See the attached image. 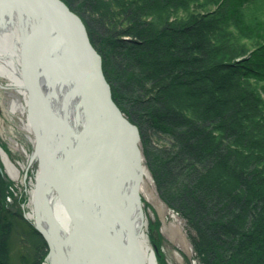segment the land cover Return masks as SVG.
Segmentation results:
<instances>
[{"label":"trees","instance_id":"obj_1","mask_svg":"<svg viewBox=\"0 0 264 264\" xmlns=\"http://www.w3.org/2000/svg\"><path fill=\"white\" fill-rule=\"evenodd\" d=\"M64 1L85 15L86 3L77 8ZM134 1L147 9L144 21L159 13L164 22L135 33L146 43L144 76L138 89H132V76L130 88L114 87V99L138 117L143 136L152 127L179 138L178 160L152 171L164 199L194 228L200 264H264V96L255 83L264 82V8L254 17L247 15L251 0H223L215 10L194 14L196 0ZM185 10L175 22L168 18L169 11ZM98 22L90 20L88 29L97 49H105L111 80L123 66L116 52L123 45L112 41L116 26L99 40ZM131 49L134 58L142 57ZM10 184L0 165V264H43L48 243L21 201L7 202Z\"/></svg>","mask_w":264,"mask_h":264},{"label":"bare ground","instance_id":"obj_2","mask_svg":"<svg viewBox=\"0 0 264 264\" xmlns=\"http://www.w3.org/2000/svg\"><path fill=\"white\" fill-rule=\"evenodd\" d=\"M51 8L37 0H0V74L18 87L10 107L28 113L24 123L35 147V125L45 144L42 164L35 152L46 173L40 167L28 215L35 224L30 222L45 231L57 264H162L146 231L142 187L150 172L138 130L120 128L89 78L107 90L101 56L92 53L89 74L74 19Z\"/></svg>","mask_w":264,"mask_h":264},{"label":"rangeland","instance_id":"obj_3","mask_svg":"<svg viewBox=\"0 0 264 264\" xmlns=\"http://www.w3.org/2000/svg\"><path fill=\"white\" fill-rule=\"evenodd\" d=\"M61 1L64 2L71 11L79 15L84 22L91 43L102 58V68L106 80L110 85L113 99L114 87L116 90L120 89L119 85L122 87L123 83L125 88H130V76L135 77V80L132 81V89H138L139 76H144V71L146 69L144 67L146 57L143 56L145 54H143V52L146 49V43H144V39L141 38V36H136L135 33H139L138 29L143 30L145 26L148 27V25H153L150 23L152 21L162 25L164 22V15H160L159 13L157 15H149L145 17L144 21L142 16L147 14V9L142 8L141 4H138V2L134 0H72L75 7L82 4L85 5L86 3L85 15L82 16L77 13V11H74L64 0ZM220 1L223 3V0H209L206 3L205 0H196L191 7V13L195 14V12H200L201 9L215 10L221 5L219 4ZM203 4L204 7H202ZM263 8L264 0H251L247 5V15L254 17L260 16L258 11ZM97 9L100 12H97ZM138 9L140 10L139 12L137 11ZM141 12L143 13L141 14ZM262 13L260 17H263L264 12L262 11ZM187 14V10L173 15L169 11L168 18L170 17V20L174 21L177 15L182 16ZM138 15L140 18H138ZM135 18H137V20H135ZM98 19L99 34L97 36L99 40L105 42L112 29H114V26H116L117 30L112 34V36H114L112 41L123 45L117 48L116 51L118 53L117 58L122 60L121 63H123V66H121V68H116L117 70H113L110 75L111 80L106 76V71L110 72V69L108 67L106 70L104 66L103 54L106 53L104 51L105 49H103L102 53L97 49L88 29V26L90 27V20L91 22L94 21L96 24V20ZM159 24L156 26L158 29L160 26ZM231 29L236 31L235 26L234 28L231 27ZM131 47H134L137 52L142 53V57L139 59L134 58L135 54L133 55L131 53ZM255 83L264 96V82L259 84L257 82ZM145 86L148 89L152 88L151 83L145 84ZM16 88L18 87L12 85L7 78L0 74V165L3 174L11 181L7 202L12 204L16 200L21 201L26 218L35 224V219L28 215L33 210L31 203L33 197L32 192L36 185L40 165L38 157L35 155V135L25 127L24 123V121L29 119L28 113L22 114L21 112H15L10 107L12 92H15ZM162 95H165V92H162L161 96ZM114 101L119 106L124 116L129 120L130 124L137 128L139 133V145L143 154V163L147 165L150 172V178L146 179L142 187L144 209L147 219L146 231L151 239L150 244L160 253L163 264H200V260L197 257L191 239L192 234H194V228L164 199L159 189L161 186L158 184L159 182L156 180L157 178L152 171V167H154L153 170L155 169L158 171V168H164L166 163L174 164L172 163V159L176 158V161L178 160L177 157L181 155L182 150L179 138L163 133L152 127L145 129L143 136V132L138 123V117H129V107L123 103L122 109L115 99ZM168 106L170 107V104ZM183 113L187 114V111L183 110ZM188 115L186 116L189 119H192L198 126L200 125V121L197 120V118ZM209 133L211 134L212 132ZM194 136L196 141L200 137L197 133ZM192 142L197 145L194 139H192ZM5 158L9 160L10 164L14 167L12 172L7 168ZM154 243H156L157 246H155ZM48 258V255H46L43 264H48Z\"/></svg>","mask_w":264,"mask_h":264},{"label":"water","instance_id":"obj_4","mask_svg":"<svg viewBox=\"0 0 264 264\" xmlns=\"http://www.w3.org/2000/svg\"><path fill=\"white\" fill-rule=\"evenodd\" d=\"M37 3H38V5H41V7L43 9H46V10H47V8L48 9H52L51 7H55L57 9H59L67 17H70V18L74 19L76 25L78 26V29H79V32L81 34V38H82V41H83V44H84V48H85L84 59H85L86 65H87V71L89 72V74H91L90 71H92V66H91L90 60L92 59L91 58L92 57V53L93 52L97 53V51L95 50L94 46L91 43V40H90L88 31L86 29V26H85L84 22L82 21V19L80 18V16L77 15L76 13H74L73 11H71L70 8L64 2H62L61 0H37ZM45 5H46V7H45ZM34 73H35V70L33 68H31L30 75H29V82L30 83L32 82V80L34 78ZM91 76L89 75V78L91 80L92 85L97 90L98 94L103 98V101L106 104V106L109 108V110H111L115 114V116L119 119L120 128L124 129L126 125L130 124V122L124 116V114L122 113L121 109L119 108V106L114 101L112 93H111L110 85L108 84L107 90L103 91L102 86H100L98 83H96V80H94ZM31 91H32V94H33V90L32 89H31ZM38 99H39L40 107L43 106V108H44V105L46 106V100L43 98V95L39 96ZM35 123H37V121ZM35 130H36V135L38 137L36 155H38V157H40V164H42V162H41L42 161V157H43V155H42V147L45 144L41 140L42 134H41L39 128L37 127V125H35ZM95 164H96V156L92 159V161L90 163L91 168H92V165L95 166ZM40 167L43 169L44 173H46V170H45L46 168L44 166H42V165H40ZM56 185H57V187H58V189L60 191L59 185L58 184H56ZM60 193H61V191H60ZM75 219L78 220V218H75ZM76 225H77V227L79 229L80 228V222L78 221ZM38 229H39L40 233L48 240L49 245H50V252L48 254L49 264H57L58 260L55 258L56 256L53 253L52 244H51L50 239L46 235L45 231L42 228L39 227V225H38ZM98 242L100 243L99 240H98ZM105 244L106 245H110L111 244L114 247V249H116L117 251L119 249L117 243L114 240H112V241L107 240L105 242ZM126 264H129V262H126Z\"/></svg>","mask_w":264,"mask_h":264}]
</instances>
